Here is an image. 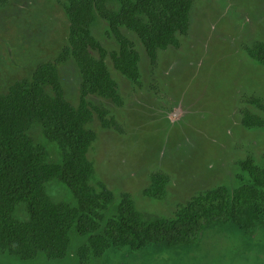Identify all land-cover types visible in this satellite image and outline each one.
Masks as SVG:
<instances>
[{
	"label": "rangeland",
	"instance_id": "374dc122",
	"mask_svg": "<svg viewBox=\"0 0 264 264\" xmlns=\"http://www.w3.org/2000/svg\"><path fill=\"white\" fill-rule=\"evenodd\" d=\"M66 3L9 0L0 8V58L9 60L3 64H10L13 73L27 76L41 62L55 60L67 45ZM109 5L116 8L117 1L110 0ZM92 30L109 51L118 48L104 21L97 20ZM124 32L141 55L142 86L123 84L124 76L114 70L108 56L107 64L125 102L117 106L97 95H91L89 102L108 106L123 130H99L89 154L99 178L116 196L131 193L141 212L162 217H172L178 205L208 189L237 187L241 159L251 154L264 163V128H246L241 122L243 109L264 116L251 102L252 98L264 101V66L246 52L254 42L264 41V0H193L188 33L179 35V47L161 50L154 66L138 37ZM61 68L65 93L78 103L79 69L73 59ZM5 72H0L1 92L12 82L11 77H1ZM47 90L52 93L50 87ZM99 124L95 113L88 127L98 130ZM29 134L49 148L51 162L58 161V149L45 141L39 126ZM155 171L170 176L163 201L142 192ZM47 189L56 199H71L57 181ZM15 216L27 218L23 205L17 207ZM127 252L113 250L87 264H264V226L250 237L235 227L219 226L203 232L190 248L165 249L156 255ZM45 257L21 260L1 250L0 264H81L73 250L61 261Z\"/></svg>",
	"mask_w": 264,
	"mask_h": 264
},
{
	"label": "trees",
	"instance_id": "16d2710c",
	"mask_svg": "<svg viewBox=\"0 0 264 264\" xmlns=\"http://www.w3.org/2000/svg\"><path fill=\"white\" fill-rule=\"evenodd\" d=\"M8 0H0L4 6ZM107 0H67L69 18L68 46L58 59L72 56L82 74V100L78 108L63 96L56 66L44 62L37 66L33 78L21 80L0 94V246L25 259L45 252L61 258L76 231L86 239L80 255L99 256L109 247L155 249L195 244L201 233L210 228L229 225L251 236L264 226V165L248 156L239 163L240 184L230 189L218 186L191 198L173 218L141 212L130 194L123 193L118 203L104 185L97 190L89 184L94 167L86 152L96 134L85 127L92 111L85 96L96 92L122 103L117 84L105 62L106 51L92 36L90 25L96 13L105 18L120 44L112 53L114 66L132 81L139 83V53L119 30L124 25L142 42L151 61L157 49L178 46L177 34H187L193 0H119L120 9L107 8ZM98 50L100 59L91 54ZM249 55L264 65V42L248 48ZM49 85L54 96L48 94ZM254 103L264 109L259 99ZM105 125V110L97 109ZM38 123L45 138L55 142L63 152L61 163L47 161L46 148L29 136L31 126ZM245 127H264V118L243 112ZM53 178L65 182L72 190L76 205L55 203L46 192L45 183ZM167 174L151 175L145 193L151 197L167 195ZM24 202L29 219L14 217L17 204ZM107 211L108 215L104 212ZM79 236V237H80Z\"/></svg>",
	"mask_w": 264,
	"mask_h": 264
},
{
	"label": "flooded vegetation",
	"instance_id": "af4514ba",
	"mask_svg": "<svg viewBox=\"0 0 264 264\" xmlns=\"http://www.w3.org/2000/svg\"><path fill=\"white\" fill-rule=\"evenodd\" d=\"M117 1V7L116 8H112L110 5H109V2H110V0H107V2H106V6H107V8H109L110 10H113V11H118L119 9H120V2H119V0H116ZM8 3H9V0L7 1V3L4 5V6H0V8H3V7H5V6H7L8 5ZM67 4V3H66ZM65 4V5H66ZM66 12V11H65ZM67 14V13H66ZM68 16V15H67ZM69 19V18H68ZM191 19V18H190ZM97 20H102V21H104L106 24H107V28H108V34L110 35V36H112L114 39H115V41H116V43H117V46H118V48H116L115 50H111V51H109L105 46H104V44H103V42H102V40L96 35V34H94L93 33V30H92V27H93V25L95 24V22L97 21ZM189 28H190V26H189ZM69 29V28H68ZM90 30H91V34H92V36L96 39V41L100 44V46L106 51V56H105V62H106V64H107V58H108V56L110 57V59H111V62H112V65H113V68H114V70H117L121 75H123L124 77V79H122L123 80V84H125V83H128V84H133V85H135L136 87H138V86H142L141 84H142V72H141V69H140V65H139V70H140V73H141V77H140V82L139 83H136V82H134V81H132L131 79H129L126 75H124L120 70H118L115 66H114V64H113V60H112V53H114V52H118L119 51V49H120V44H119V42H118V40L116 39V37L114 36V34H113V32L111 31V29H110V25H109V23H108V21L105 19V18H103L102 16H100L99 14H97L96 13V17H95V20L91 23V25H90ZM119 30H120V32L122 33V35H124L131 43H132V47L139 53V51L135 48V45H134V43H133V41L126 35V33L124 32V30H128L129 32H131V33H133V34H135L136 36H137V34L133 31V30H131V29H129V28H127L126 26H124V25H122V26H120L119 27ZM68 34H69V30H68ZM179 35L180 34H177V36H178V39H179ZM181 35H184V34H181ZM138 37V36H137ZM138 39H139V37H138ZM140 40V39H139ZM141 42V41H140ZM256 42H264V41H256ZM256 42H254L252 45H250V46H248L247 48H246V52H247V54H248V56L251 58V59H253L250 55H249V53H248V48L249 47H252ZM142 43V42H141ZM180 39H179V45L178 46H173V45H169L167 48H169V47H179L180 46ZM68 40H67V45L65 46V47H67L68 46ZM64 47V48H65ZM64 48H62L61 49V51L58 53V55L56 56V59L55 60H53V61H45V62H51V63H53L55 66H56V68H57V71H58V76H59V82H60V84H61V88H62V92H63V96H64V98L72 105V106H74L75 108H78L79 106H80V104H81V100H82V92H81V84H82V74H81V72H80V69H79V67H78V65H77V63L75 62V60H74V58L72 57V56H68L67 57V59L66 60H64V61H60L59 59H58V57H59V55L62 53V51L64 50ZM167 48H165V49H157V56H156V59H155V61H151L150 60V58H149V56L147 55V53H146V50H145V48H144V50H145V53H146V55H147V57H148V59H149V61H150V64L151 65H156V63H157V61H158V56H159V52L161 51V50H166ZM90 51H91V54L93 55V57H95L96 59H100V53H99V51L98 50H95V49H90ZM92 51H96L97 53H98V55L96 56V55H94L93 53H92ZM139 56H140V59H141V55H140V53H139ZM5 58H0V72L1 71H6L5 73H2V75H1V77L2 76H6V77H11L12 79V82H10L9 83V85L7 86V89H6V91L5 92H1L0 91V94H7L8 92H9V90H10V87L13 85V84H15L16 82H18V81H21V80H29V81H31L32 80V78H33V74H34V72H35V70H36V68H37V66H39L40 64H42V63H44V62H41L40 64H38L37 66H36V68H34L33 70H32V72L30 73V74H28L27 73V76H22V75H24V74H17V73H13V70H11L10 69V64H7V65H5V64H3V62H7V63H10L9 62V60L8 59H5ZM74 60V62H75V64H76V66L78 67V69H79V72H80V81H79V87L77 88V86H75V89L77 90V95L75 96V97H78V103H75V102H73V101H71V98H69V96H68V94H66L65 93V90H64V87H63V84H62V82H61V78H62V71H64V70H62V68H61V66H63V64H65V63H67V62H69L70 60ZM254 60V59H253ZM2 61V62H1ZM255 61V60H254ZM139 63H140V60H139ZM258 63V62H257ZM258 64H260V63H258ZM70 65V64H69ZM261 65H263V64H261ZM20 66V65H19ZM264 66V65H263ZM5 67V68H4ZM107 67H108V70H109V72H110V74H111V77L115 80V82H116V84H117V89H118V92H119V94L121 95V98H122V103L121 104H117V103H115V102H113V100L111 99V98H107V97H105V96H102V95H100L99 93H96V92H92V93H88V94H86V96H85V101H86V103H87V106L90 108V110L92 111V120L91 121H89V122H87L86 123V125H85V127L86 128H88V129H90V130H92L95 134H96V138H95V140L91 143V145H90V147L88 148V150H87V152H86V157L88 158V160L89 161H91L92 162V164H93V167H94V175H93V177L89 180V184L91 185V186H93V187H95L97 190H100L101 189V187H100V184H104L111 192H112V194H113V196H114V202H113V204H116V203H118L119 202V200L121 199V195L123 194V193H128V194H130V196H131V198L133 199V201H134V203H135V205H136V207L138 208V206H137V203H136V201H135V199H134V197H133V195L131 194V193H129V192H121L120 193V195L119 196H116L115 195V192L108 186V184L107 183H105L102 179H100L99 178V176L97 175V173H96V168H95V163H94V159L92 158H90V156H89V154H90V151L92 150V147H94V144L96 143V141L98 140V138H99V130H104V129H102V128H106V129H115L116 131H118V132H122V130H123V128L121 127V125H120V123H119V120L117 119V117L115 116V115H113L110 111H109V109L106 107V105L105 104H103V105H99V106H95V105H92L90 102H89V97L91 96V95H97L98 97H103V98H107L108 100H110V101H112L113 103H115L117 106H122L123 104H124V102H125V98H124V95H123V93H122V90H121V88H120V84H119V82L118 81H116V79L114 78V76L112 75V71L110 70V68H109V66H108V64H107ZM10 73H13V76L14 75H16V76H11L10 75ZM79 75V74H78ZM129 80V81H128ZM77 85V84H76ZM47 87H50L49 85H46L45 86V90H46V92L48 93V94H50L51 96H54V92H53V90H52V88H51V90H52V93H50V92H48V90H47ZM102 99V98H101ZM254 99H259V100H261L262 101V103L264 104V101L262 100V99H260V98H252L251 99V102L256 106V107H258L255 103H254ZM104 102V101H103ZM105 103V102H104ZM105 105V106H104ZM258 108H260V107H258ZM97 109H101V110H105L106 111V113H105V115H104V117H105V119H107L108 121H109V124L108 125H105L104 123H103V121L101 120V118L99 117V113L97 112ZM263 112H264V109H262V108H260ZM250 111V110H248V109H243L242 110V118H243V112L244 111ZM250 112H252V111H250ZM95 113H96V115H97V118H98V120H99V122H100V127H99V129L98 130H94V129H92V128H89L88 126H89V124L90 123H92L93 122V120H94V118H95ZM253 113V112H252ZM112 114V115H111ZM255 114V113H254ZM257 115H259V114H257ZM259 116H261V115H259ZM261 117H263L264 118V116H261ZM242 118H241V122H242ZM242 125H243V123H242ZM34 126H39L40 128H41V133H42V136H43V138L45 139V141H47L48 143H50V144H53V145H55L56 146V148L58 149V151H59V158H58V161H56V162H51L50 160H49V157H50V151H49V148L45 145V144H43V143H39V142H36L34 139H33V137L29 134V131L34 127ZM244 126V125H243ZM245 127V126H244ZM246 128H248V127H246ZM251 128H264V127H251ZM29 131H28V134H29V136L33 139V141L35 142V143H38V144H41V145H43L45 148H46V150H47V152H48V156H47V161L49 162V163H54V164H59V163H61V160H62V155H63V152H62V149L55 143V142H50V141H48L46 138H45V136H44V134H43V131H42V127H41V125L40 124H38V123H35V124H33L32 126H31V128L29 129ZM96 155V154H95ZM248 156H251V157H253L254 158V160H255V162L256 163H258L257 162V160H256V158L253 156V155H251V154H249V155H247L245 158H247ZM95 158V157H94ZM245 158H243V159H241V160H244ZM240 160V161H241ZM263 160H264V154H263ZM240 161L238 162V166H239V163H240ZM258 164H260V163H258ZM260 165H264V163L263 164H260ZM155 173H163V174H166V173H164V172H161V171H155V172H152L151 174H150V176H149V185L147 186V187H145L144 189H143V195H146V196H148L149 198H151V199H153V200H156V201H163V200H165L166 198H167V195H166V197H164V198H157V197H151V196H149V195H147L146 193H145V190L150 186V184H151V175L152 174H155ZM239 173H240V168H239ZM239 173L237 174V175H239ZM168 175V174H167ZM168 177H169V182H170V176L168 175ZM238 178V177H237ZM240 180V179H239ZM52 181H57V182H59L61 185H63L65 188H66V190L68 191V194L70 195V197H71V199L70 200H68V201H66V200H61V199H56V198H54L53 196H51L50 195V193L48 192V189H47V187H48V184L50 183V182H52ZM169 182H168V184H169ZM168 184H167V191H168ZM240 184V183H239ZM238 184V185H239ZM224 186V185H223ZM45 187H46V192H47V194L50 196V198L55 202V203H67V204H69V205H72V206H75L76 205V199H75V197H74V195H73V193H72V190H71V188L65 183V182H63L62 180H60V179H58V178H53V179H51V180H49V181H47L46 183H45ZM227 187V186H226ZM229 188V187H228ZM236 188V187H235ZM212 189V188H211ZM231 189V188H230ZM209 190V189H208ZM205 192V191H204ZM203 193V192H202ZM167 194H168V192H167ZM200 194V193H199ZM198 195V194H197ZM196 196V195H195ZM194 197V196H193ZM191 200V199H190ZM189 200V201H190ZM188 202V201H187ZM186 202V203H187ZM185 203V204H186ZM185 204H180V205H178V208H177V210L182 206V205H185ZM19 205H23L24 207H25V210H26V213H27V218L26 219H19V218H17L16 216H15V212H16V209H17V207L19 206ZM139 209V208H138ZM176 210V211H177ZM176 211H175V213H176ZM15 212H14V217L16 218V219H18L19 221H26V220H28L29 219V214H28V211H27V208H26V205H25V203L24 202H21V203H19V204H17V206H16V208H15ZM105 214H107L108 215V212L107 211H105L104 212ZM175 213H174V215L172 216V217H164V218H173L174 216H175ZM156 215V214H155ZM157 216H159L158 214H157ZM159 217H162V216H159ZM221 226H226V225H221ZM228 226V225H227ZM217 227H219V226H217ZM217 227H214V228H210V229H215V228H217ZM210 229H206V230H210ZM258 229V228H257ZM256 229V230H257ZM206 230H204L203 232H205ZM255 230V231H256ZM202 232V233H203ZM202 233H201V235H202ZM254 234V233H253ZM252 234V235H253ZM201 235H200V237H201ZM251 235V236H252ZM80 234H78L76 231H73L71 234H70V244H69V246H68V248H67V251H66V253H65V255L63 256V257H61V258H51V257H49L45 252H43V251H41V252H39L34 258H31V259H25V258H21V257H19V256H17V255H15V254H13V253H11L9 250H7V249H4V248H2L1 246H0V251L2 250V251H7L8 253H10V254H12V255H15V256H17V257H19L21 260H33V259H35V258H38L39 256H40V254H44L46 257V259L47 260H49V261H61V260H64L66 257H67V255L69 254V251L70 250H73L74 252H75V254H76V257H77V259H78V261L81 263V264H87L89 261H96V260H99V259H101V258H103V257H105L109 252H111V251H113V250H122V249H126V250H128L129 251V253L127 252V254H131L132 252H141V253H145V254H148V255H156V254H158V253H160V252H162L163 250H165V249H172V250H174V249H179V248H190V247H193V246H195L198 242H199V240H200V237H199V239L197 240V242L195 243V244H192V245H190V246H179V247H167V246H163V247H160V248H155V249H133V248H130V247H128V246H119V247H114V246H111V247H109L107 250H105L101 255H99V256H94V255H85V256H82V255H80V248L82 247V245L83 246H85L86 245V239H84V241L82 240V237L80 236ZM246 236H248V235H246ZM250 237V236H249ZM131 252V253H130ZM3 259H8V258H6V257H4ZM8 264V263H7Z\"/></svg>",
	"mask_w": 264,
	"mask_h": 264
}]
</instances>
